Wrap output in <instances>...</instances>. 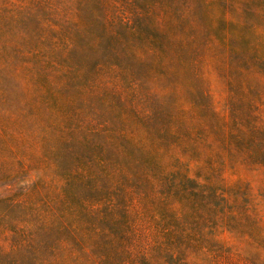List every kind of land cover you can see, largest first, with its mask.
Masks as SVG:
<instances>
[{
    "label": "trees",
    "instance_id": "16d2710c",
    "mask_svg": "<svg viewBox=\"0 0 264 264\" xmlns=\"http://www.w3.org/2000/svg\"><path fill=\"white\" fill-rule=\"evenodd\" d=\"M124 2L118 19H79L67 37L105 57L82 76L62 75L88 102L38 80L49 117L36 169L53 171L0 197V264H222L241 256L226 232L264 264V228L241 175L264 169V123L253 114L264 0L243 13L221 0ZM213 65L227 79V116L200 72ZM113 68L121 92L100 81ZM8 128L0 119V181L26 171Z\"/></svg>",
    "mask_w": 264,
    "mask_h": 264
},
{
    "label": "rangeland",
    "instance_id": "374dc122",
    "mask_svg": "<svg viewBox=\"0 0 264 264\" xmlns=\"http://www.w3.org/2000/svg\"><path fill=\"white\" fill-rule=\"evenodd\" d=\"M124 3V0H0V119L7 122L8 136L14 138L27 158L21 161L26 171L18 175L15 181H0V197L18 191L38 177L52 174L51 169L42 172L36 169L39 164L44 166L46 162L43 136H46V121L49 117L40 95L38 80L40 77L47 80L58 98L67 99L71 96L76 99L77 95L71 87L73 82L62 75L69 73L70 76H82L87 68L102 63L105 57L71 47L67 37L75 32V23L79 19L99 24L111 17L118 19L117 16L122 15L120 12L126 9ZM220 5L232 13L235 10L243 13L246 6L251 8L248 0H221ZM125 16L130 19V14L126 13ZM117 27L113 25L114 30ZM59 61H62L61 66H57ZM215 68L216 65L209 66L200 72L211 106L220 116H227V79L222 71ZM117 73L113 68L100 75L104 88L122 91ZM134 75L131 74L129 79L139 82ZM256 79L261 82L263 89L254 102L253 114L264 123V73L257 75ZM75 101L88 102V95ZM231 173L229 171L226 174L228 179H236ZM241 175L249 191L250 210L257 215L264 228V169L244 166ZM222 239L226 240L228 246H238L237 252L241 255L238 257L233 253L232 261L222 264H256L248 256L250 247L237 242L228 232L223 234Z\"/></svg>",
    "mask_w": 264,
    "mask_h": 264
}]
</instances>
